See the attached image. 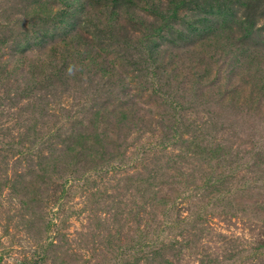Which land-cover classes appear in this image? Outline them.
Wrapping results in <instances>:
<instances>
[{
  "label": "rangeland",
  "instance_id": "obj_1",
  "mask_svg": "<svg viewBox=\"0 0 264 264\" xmlns=\"http://www.w3.org/2000/svg\"><path fill=\"white\" fill-rule=\"evenodd\" d=\"M0 264H264V0H0Z\"/></svg>",
  "mask_w": 264,
  "mask_h": 264
}]
</instances>
